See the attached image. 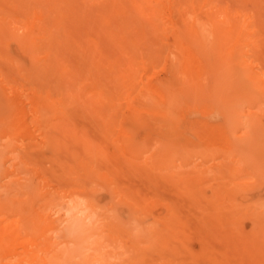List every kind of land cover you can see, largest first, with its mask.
Segmentation results:
<instances>
[{"label": "bare ground", "instance_id": "1", "mask_svg": "<svg viewBox=\"0 0 264 264\" xmlns=\"http://www.w3.org/2000/svg\"><path fill=\"white\" fill-rule=\"evenodd\" d=\"M8 40L34 88L29 111L0 84V264H264V0H0ZM61 193L99 224L70 239Z\"/></svg>", "mask_w": 264, "mask_h": 264}, {"label": "clouds", "instance_id": "2", "mask_svg": "<svg viewBox=\"0 0 264 264\" xmlns=\"http://www.w3.org/2000/svg\"><path fill=\"white\" fill-rule=\"evenodd\" d=\"M201 32L209 40L213 38L210 26L202 24ZM90 191L93 193V196H99L104 193V189L95 184L91 186ZM104 209L105 206H101L92 197L80 195L79 193H61L58 196H54L48 212L55 219L60 220L63 218L65 225L73 226L72 230L67 233L71 239L82 234L85 230L92 229L98 225L102 219ZM127 227L130 230L132 238L141 240L149 237L159 226L154 221H149L145 217H132L128 221ZM63 234L61 231L50 233L55 240H59ZM63 247L61 245L59 250H63ZM118 251L122 255L111 258V264H121L122 260L127 258L128 254L122 244L119 246Z\"/></svg>", "mask_w": 264, "mask_h": 264}, {"label": "rangeland", "instance_id": "3", "mask_svg": "<svg viewBox=\"0 0 264 264\" xmlns=\"http://www.w3.org/2000/svg\"><path fill=\"white\" fill-rule=\"evenodd\" d=\"M169 42L173 43V38H170ZM0 46L2 47L0 49V84H2L7 89L9 96H11L12 98L21 97L25 101V106L30 111L32 106L29 98L32 97V91L34 86L32 82L29 80V77L27 75L24 76V74L25 71L31 67L32 64L31 54L27 51V49L23 48L21 44L12 40L0 41ZM168 63L170 62L167 60L162 61V65ZM255 64H257V62ZM13 67H15V69L17 68L21 69L24 74H20L17 71H12L14 70ZM140 74H144V73L140 72ZM119 93H121V91ZM205 108H206L205 106H197L189 110V111H193L196 115L194 118L193 117L187 118L188 122L185 125V127H186V132L189 136L192 137V135H199V133L205 132L204 131L205 124L202 122L206 116V113L204 111ZM121 113L123 115L129 114V109L127 105L126 106L122 105ZM194 130H196L197 132H195ZM225 138L223 142L221 140V143L225 142ZM39 140L43 141L42 138H39ZM34 150L38 156H44L50 153L49 150H47L46 154H42V152L38 148ZM115 150L116 147L110 145V152L118 153L117 156L118 161H121L122 164L125 165V162L123 160V154ZM123 181L121 180L122 184ZM261 195L262 196H259L256 199L264 198V193H262ZM105 199H106L105 201L107 202L111 201L110 195L108 197H105ZM127 213L128 212L123 213L124 219L127 218ZM195 246L196 248L198 247L197 244Z\"/></svg>", "mask_w": 264, "mask_h": 264}]
</instances>
